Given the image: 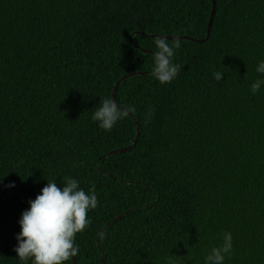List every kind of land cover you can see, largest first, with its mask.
Segmentation results:
<instances>
[{"label": "trees", "instance_id": "16d2710c", "mask_svg": "<svg viewBox=\"0 0 264 264\" xmlns=\"http://www.w3.org/2000/svg\"><path fill=\"white\" fill-rule=\"evenodd\" d=\"M211 7L0 0V264H21V213L65 177L94 185L99 206L64 264H205L224 232L223 264H264V85L250 90L264 79V0H215L208 37L179 38L177 77L151 74V34L202 38ZM131 71L145 73L114 95L134 118L106 132L93 113Z\"/></svg>", "mask_w": 264, "mask_h": 264}, {"label": "clouds", "instance_id": "9594fccd", "mask_svg": "<svg viewBox=\"0 0 264 264\" xmlns=\"http://www.w3.org/2000/svg\"><path fill=\"white\" fill-rule=\"evenodd\" d=\"M156 51L153 54L154 66L152 75L160 84L171 83L181 71V64L173 62L177 49L181 47L178 36L171 42L157 36ZM256 71L264 74V61H260ZM224 73H213L218 82ZM264 85V79H257L250 90L257 93ZM135 108L119 105L111 98L100 100V106L94 111L92 119L98 126L108 132L118 121L126 118ZM99 206V200L93 185L88 191L80 187L76 179L65 177L63 186H57L55 180H47L34 200L29 201V208L21 213L18 221L20 232L17 235V246L14 249L21 264H64L75 258L79 247L75 236L91 224L88 213ZM223 243L213 247L205 257V264H223L225 256L233 250L232 235L224 232ZM103 239V233L100 234Z\"/></svg>", "mask_w": 264, "mask_h": 264}, {"label": "water", "instance_id": "95a60500", "mask_svg": "<svg viewBox=\"0 0 264 264\" xmlns=\"http://www.w3.org/2000/svg\"><path fill=\"white\" fill-rule=\"evenodd\" d=\"M214 11H215V0H212L211 12H210V15H209V18H208V22H207L206 35H205L204 37H202V38H193V37H190V36H187V35H173V34H170V35L151 34V35H152V36L165 37V38H173V37H175V36H178V37L181 38V39H182V38H186V39L192 40V41H194V42H201V41L205 40V39L208 37V35H209L210 28H211V24H212V19H213ZM138 32L143 33V31H138ZM129 40H130V42H132L131 34H130V36H129ZM134 46H135L136 48H139L138 45H136V44H134ZM140 49L143 50V51H148V50H146V49H144V48H140ZM153 53H155V52H153ZM144 73H145V71H131V72H129V73H126V74L122 75V76H121V77L115 82V84H114V86H113L112 93H111V97H112V99L115 100V95H114V94H115V89H116L117 85H118L123 79H125V78H127L128 76H131V75H135V74H144ZM115 101H116V100H115ZM129 115H130L132 118H134L132 114L129 113ZM135 123L137 124V121H136V120H135ZM138 133H139V128H138V125H137V126H136V134H135V138L133 139V143H135L136 138H137V136H138ZM123 149H125V148H123ZM109 176H111V175H109ZM0 235H1V234H0ZM73 262H74V260H73Z\"/></svg>", "mask_w": 264, "mask_h": 264}]
</instances>
